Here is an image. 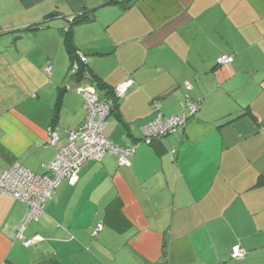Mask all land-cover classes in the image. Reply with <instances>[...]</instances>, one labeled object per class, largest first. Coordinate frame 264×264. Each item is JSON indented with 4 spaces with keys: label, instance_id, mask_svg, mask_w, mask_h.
Masks as SVG:
<instances>
[{
    "label": "crops",
    "instance_id": "crops-1",
    "mask_svg": "<svg viewBox=\"0 0 264 264\" xmlns=\"http://www.w3.org/2000/svg\"><path fill=\"white\" fill-rule=\"evenodd\" d=\"M82 12L90 19L72 24ZM70 24L101 96L133 78L104 133L136 152L131 166L111 152L84 162L23 237L29 204L0 193V264H264V0H0V175L15 161L43 173L86 118ZM186 81L195 115L144 142L154 102L177 114Z\"/></svg>",
    "mask_w": 264,
    "mask_h": 264
},
{
    "label": "built area",
    "instance_id": "built-area-1",
    "mask_svg": "<svg viewBox=\"0 0 264 264\" xmlns=\"http://www.w3.org/2000/svg\"><path fill=\"white\" fill-rule=\"evenodd\" d=\"M233 60L234 56L229 54H222L218 57V62L221 64H227ZM82 64H88V59L79 52V57L72 60L69 71L70 75L74 76L77 81L84 79L89 81L87 85H78L76 90L84 100V107L87 112L84 122L76 129L67 130V142L45 164L43 173L33 172L19 161H15L9 169L0 175V193L11 195L29 204L28 217L20 229V237H23V230L27 222L39 219L44 212L47 198L56 192L63 180H67L70 184H75L78 181L79 172L84 162L101 160L104 154L111 152L117 155V162L120 166H131L132 164L131 156L136 152L137 144L132 142L124 146L115 144L105 136L104 132L116 102L125 97L134 80L128 77L113 87L110 94L101 96L96 82L78 74ZM45 70L51 73L53 65H48ZM185 86L188 92L185 101L182 103V108L177 114L165 116L161 111L160 102H154L156 115L144 123L142 127L144 142L151 144L182 129L195 115L198 104L189 93L193 84L186 81ZM66 89L70 90L72 86L66 84ZM49 135L51 144L54 145L59 142L60 134L56 125L49 127ZM102 227V223L97 224L93 234L96 235ZM38 239L39 236H34L26 240L25 243L30 245ZM231 255L233 259L242 260L246 257L247 250L238 243L232 247Z\"/></svg>",
    "mask_w": 264,
    "mask_h": 264
},
{
    "label": "trees",
    "instance_id": "trees-1",
    "mask_svg": "<svg viewBox=\"0 0 264 264\" xmlns=\"http://www.w3.org/2000/svg\"><path fill=\"white\" fill-rule=\"evenodd\" d=\"M112 1H116V0H112ZM118 1H121V2L124 3V5H127V4H131L135 0H118ZM89 19H90V16H88L85 13L82 12V13L78 14L75 17V19L73 20L72 24L75 23V22L87 21ZM71 28H72L71 24H70V26L68 28L65 27L63 29V35L65 36V43H66L67 49H68V51H69V53L71 55L72 60H74V59L79 57V51L76 48V46L74 44V41L72 39V29ZM88 65L89 64H82L81 65V70L78 72V74L81 75L82 77H88L90 80L96 82L98 88H102L101 82L97 78L96 74L92 70L89 69ZM70 67H69V69H70ZM65 89H66V85H65ZM111 92H112V89L108 91V94H110ZM116 105H117V102H116ZM116 105H115V107L113 109V113L115 111ZM263 182H264V180L261 179L259 183H263Z\"/></svg>",
    "mask_w": 264,
    "mask_h": 264
},
{
    "label": "rangeland",
    "instance_id": "rangeland-1",
    "mask_svg": "<svg viewBox=\"0 0 264 264\" xmlns=\"http://www.w3.org/2000/svg\"><path fill=\"white\" fill-rule=\"evenodd\" d=\"M71 65V64H70ZM68 73H69V76H70V71L68 70ZM88 80L87 79H84V80H80V81H76V86H75V90H77V87H78V85H80V84H83V85H87L88 84ZM69 84V83H68Z\"/></svg>",
    "mask_w": 264,
    "mask_h": 264
}]
</instances>
